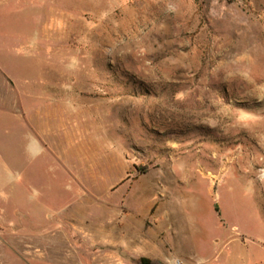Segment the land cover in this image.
Masks as SVG:
<instances>
[{
    "label": "rangeland",
    "instance_id": "obj_1",
    "mask_svg": "<svg viewBox=\"0 0 264 264\" xmlns=\"http://www.w3.org/2000/svg\"><path fill=\"white\" fill-rule=\"evenodd\" d=\"M0 75L110 135L71 191L0 108V264H264V0H10Z\"/></svg>",
    "mask_w": 264,
    "mask_h": 264
},
{
    "label": "crops",
    "instance_id": "obj_2",
    "mask_svg": "<svg viewBox=\"0 0 264 264\" xmlns=\"http://www.w3.org/2000/svg\"><path fill=\"white\" fill-rule=\"evenodd\" d=\"M9 1L0 0V5ZM21 88L16 96L15 88L0 75L1 111L13 119L18 118L24 137H35L41 142L42 151H47L55 161L52 171L63 177L66 189L74 191V181L80 182L88 174L94 178L95 172L88 170V158L97 156L98 152L109 156L110 151L98 137L110 135L102 126L80 120L73 96L62 97L64 90L73 93L74 88L57 85ZM30 100L37 105L30 107ZM102 180L105 181V177L102 176Z\"/></svg>",
    "mask_w": 264,
    "mask_h": 264
},
{
    "label": "trees",
    "instance_id": "obj_3",
    "mask_svg": "<svg viewBox=\"0 0 264 264\" xmlns=\"http://www.w3.org/2000/svg\"><path fill=\"white\" fill-rule=\"evenodd\" d=\"M138 172H140V171H138ZM146 172H147V169L146 168H142L140 174H145ZM140 264H160V263L157 262V261H151V260L143 258V259H140Z\"/></svg>",
    "mask_w": 264,
    "mask_h": 264
},
{
    "label": "built area",
    "instance_id": "obj_4",
    "mask_svg": "<svg viewBox=\"0 0 264 264\" xmlns=\"http://www.w3.org/2000/svg\"><path fill=\"white\" fill-rule=\"evenodd\" d=\"M230 1H237V0H230Z\"/></svg>",
    "mask_w": 264,
    "mask_h": 264
}]
</instances>
